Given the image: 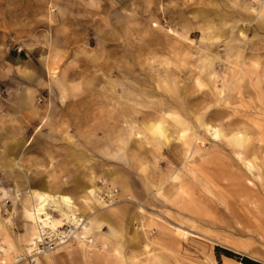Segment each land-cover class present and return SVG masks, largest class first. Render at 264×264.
<instances>
[{
  "label": "rangeland",
  "instance_id": "rangeland-1",
  "mask_svg": "<svg viewBox=\"0 0 264 264\" xmlns=\"http://www.w3.org/2000/svg\"><path fill=\"white\" fill-rule=\"evenodd\" d=\"M0 183V264L43 184L116 196L55 264H264V0H0Z\"/></svg>",
  "mask_w": 264,
  "mask_h": 264
},
{
  "label": "bare ground",
  "instance_id": "bare-ground-1",
  "mask_svg": "<svg viewBox=\"0 0 264 264\" xmlns=\"http://www.w3.org/2000/svg\"><path fill=\"white\" fill-rule=\"evenodd\" d=\"M147 129L153 133L157 141L167 138V129L162 121L149 124ZM214 133L218 137L222 134L219 130H215ZM228 142L239 157L242 155V148L244 149L243 152L247 150L243 145L244 137L240 133L233 134ZM16 163L17 161L14 164ZM98 206H102V209L110 207L109 204H106L97 196V190L93 187H86L84 192L77 197L62 191L53 190L51 187L45 186V184L35 188L31 187L29 196L24 204L25 217L29 222L25 235L26 247L23 250L24 254L29 255L32 253L39 229L47 223L55 229L63 228L67 224L80 221L81 219L78 218L81 217L87 220L86 224L83 225L82 233L86 235L92 233L95 228H99V223L104 217L101 211L97 209ZM79 212H83L84 217L80 216ZM54 213L57 216H54ZM179 235L186 237L188 233L181 232ZM59 251L60 249H57L51 254L41 255L39 261L42 264H55Z\"/></svg>",
  "mask_w": 264,
  "mask_h": 264
},
{
  "label": "built area",
  "instance_id": "built-area-1",
  "mask_svg": "<svg viewBox=\"0 0 264 264\" xmlns=\"http://www.w3.org/2000/svg\"><path fill=\"white\" fill-rule=\"evenodd\" d=\"M1 184V183H0ZM99 197L105 203H112L115 200V193L104 189ZM80 221L70 223L63 228H53L50 224H45L39 229V234L36 238V243L33 245L32 253L29 254L24 260L28 264H41L39 257L41 255L51 254L57 249L66 246L74 241L84 239L82 236L83 225L86 224L85 218L79 217ZM45 222H47L45 220ZM88 240V239H84Z\"/></svg>",
  "mask_w": 264,
  "mask_h": 264
},
{
  "label": "trees",
  "instance_id": "trees-1",
  "mask_svg": "<svg viewBox=\"0 0 264 264\" xmlns=\"http://www.w3.org/2000/svg\"><path fill=\"white\" fill-rule=\"evenodd\" d=\"M245 263H247V264H252V263H250V262H248V261H245Z\"/></svg>",
  "mask_w": 264,
  "mask_h": 264
},
{
  "label": "crops",
  "instance_id": "crops-1",
  "mask_svg": "<svg viewBox=\"0 0 264 264\" xmlns=\"http://www.w3.org/2000/svg\"><path fill=\"white\" fill-rule=\"evenodd\" d=\"M41 263V262H40ZM42 264V263H41Z\"/></svg>",
  "mask_w": 264,
  "mask_h": 264
}]
</instances>
